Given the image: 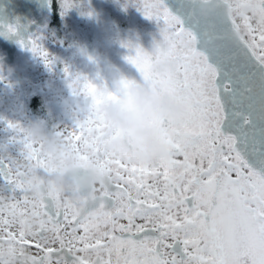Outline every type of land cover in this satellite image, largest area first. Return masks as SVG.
Masks as SVG:
<instances>
[{
  "label": "snow or ice",
  "instance_id": "obj_1",
  "mask_svg": "<svg viewBox=\"0 0 264 264\" xmlns=\"http://www.w3.org/2000/svg\"><path fill=\"white\" fill-rule=\"evenodd\" d=\"M131 2L162 22L167 49L146 52L137 44L125 59L143 80L186 105L180 127L154 121L166 157L141 165L85 145L109 175L98 197L82 208L42 200L44 221L53 226L48 241L14 231L0 212V241L30 250L31 264H264V0ZM28 43L48 63L38 41L29 37ZM161 59L174 71L152 72ZM69 87L98 93L86 77ZM9 127L19 155L41 164L18 125ZM62 134L81 146L79 124ZM0 177L13 200L27 205L3 160Z\"/></svg>",
  "mask_w": 264,
  "mask_h": 264
},
{
  "label": "clouds",
  "instance_id": "obj_2",
  "mask_svg": "<svg viewBox=\"0 0 264 264\" xmlns=\"http://www.w3.org/2000/svg\"><path fill=\"white\" fill-rule=\"evenodd\" d=\"M157 47L166 50L167 44L162 38L155 40L151 52ZM174 68L170 61L161 59L153 62L151 71L164 74ZM122 80L129 82L127 86ZM113 84L112 89L98 87L95 97L75 88H70L71 94L65 97L74 124L81 128L80 147L62 134L67 127H48L42 121L28 122L18 128L36 148L41 164L13 156L0 146V160L9 165L28 201L27 205L17 204L10 192L0 189V212L14 231L48 241L53 236V226L44 221L42 200L82 208L98 197L101 187L108 185L109 175L96 151L85 145H96L101 153L119 155L141 165L152 158L166 157L167 148L157 139L154 121L161 119L173 128L180 127L186 113L185 103L143 79L137 82L117 76L113 77ZM30 256V250L15 240L0 241V260L4 264H31Z\"/></svg>",
  "mask_w": 264,
  "mask_h": 264
},
{
  "label": "flooded vegetation",
  "instance_id": "obj_3",
  "mask_svg": "<svg viewBox=\"0 0 264 264\" xmlns=\"http://www.w3.org/2000/svg\"><path fill=\"white\" fill-rule=\"evenodd\" d=\"M68 2L69 7H65V0H0V146L13 156L19 155L21 145L10 141L14 131L9 124L21 127L42 121L48 127L74 128L65 104V97L71 94V81L86 77L97 87L112 89V55L129 56L123 43L117 51L107 52L105 34L100 35V52L92 46L88 34L82 45L77 34L79 24H95L96 28L97 23H110L115 38L128 41L133 24L151 23L159 30L162 23L145 17L131 0ZM36 23L40 25L34 29ZM8 25L14 26L15 31H7ZM89 28L84 27L83 31ZM29 37L35 38L47 52L48 63L31 50ZM117 69V76L140 75L135 66ZM0 189L5 193L11 190L2 177Z\"/></svg>",
  "mask_w": 264,
  "mask_h": 264
},
{
  "label": "rangeland",
  "instance_id": "obj_4",
  "mask_svg": "<svg viewBox=\"0 0 264 264\" xmlns=\"http://www.w3.org/2000/svg\"><path fill=\"white\" fill-rule=\"evenodd\" d=\"M151 23H145V22H139V23H135L132 26V32H131V36L129 37L128 41H122L118 38H115L116 35L112 32V26L110 23H97L96 24V28L93 26L95 24H79L80 25V29L78 30L77 34H79V39L81 41V44L84 45V42H87L86 38V34H88L89 36L92 37V46H97L99 48L100 46V35L101 34H105L107 37V48L106 51L110 52L112 51H117V46L120 45V43H123V45L127 42L130 43L131 45H133V47H128V53L129 55H134L135 54V45H139L144 51L146 52H151L152 51V45L153 42L155 40H159L160 39V33L159 30L154 27L149 25ZM141 27H138V26ZM84 27H90L89 29H87V31H83ZM147 29L145 32L144 29ZM101 51V49L99 48V52ZM98 56V55H97ZM112 61L114 64L113 67V75H112V79L113 77H116V72H120V70H118V67H122L124 65H130L132 67H134V65H132L130 62H128V60H126L123 56H120L119 54L117 55H112ZM116 67V68H115ZM129 78L134 79L137 82H140L142 80V77L140 75H137L136 77L133 76H128Z\"/></svg>",
  "mask_w": 264,
  "mask_h": 264
},
{
  "label": "water",
  "instance_id": "obj_5",
  "mask_svg": "<svg viewBox=\"0 0 264 264\" xmlns=\"http://www.w3.org/2000/svg\"><path fill=\"white\" fill-rule=\"evenodd\" d=\"M39 25H40V24H37V23H36V25L34 24V27H33V28L35 29V28L38 27ZM41 25H42V24H41ZM33 28H32L31 30H33Z\"/></svg>",
  "mask_w": 264,
  "mask_h": 264
}]
</instances>
